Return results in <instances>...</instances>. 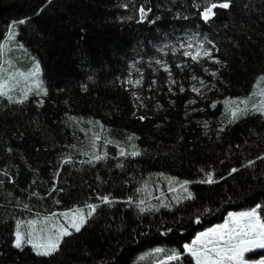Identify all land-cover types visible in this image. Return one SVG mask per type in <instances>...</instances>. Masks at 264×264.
I'll use <instances>...</instances> for the list:
<instances>
[{"label":"trees","instance_id":"16d2710c","mask_svg":"<svg viewBox=\"0 0 264 264\" xmlns=\"http://www.w3.org/2000/svg\"><path fill=\"white\" fill-rule=\"evenodd\" d=\"M197 2L0 0V40L11 20L31 18L19 26L16 37L25 48L10 47L5 59L10 56L14 66L25 70L32 66V57L39 59L48 88L43 105H37L41 97L35 93L23 104H10L0 96V180L4 181L0 184V264H156L157 260L177 264L164 261L167 251L152 253L151 249L182 247L197 231L221 222L229 211L264 205V160L239 167L264 152V119L251 114L230 124L222 115L224 98L251 93L264 71V0H234L235 6L220 10L212 23L202 22ZM140 4L152 9L149 19L139 20ZM41 5L44 11L34 15ZM197 32L199 39L207 37V46L219 49L214 55L227 61L221 65L205 60L208 68L220 70L222 79L204 71L201 63L177 67L180 60L190 58L173 53L171 47ZM160 45L168 50L159 51ZM157 60L172 65L175 84ZM140 69L141 85L129 84L128 78L135 79ZM193 74L215 80L218 87L200 96L190 87L197 83ZM213 100L218 101L215 108ZM140 115L147 119H139ZM95 121L103 122V130ZM92 132L101 136L98 150L109 154L95 164L88 163L91 156L79 150H88ZM133 132L142 154L119 156L121 148L131 151L128 136ZM108 137L120 147L105 144ZM64 155L72 156V162L61 161ZM233 165L238 172L226 174ZM200 168H214L223 179L189 185L197 196L194 201L159 212L141 215L126 200L100 205L55 258L36 256L27 247L20 250L10 243L16 219L96 202L97 192L138 196L136 189L145 180L155 188L153 203L161 189L170 200L173 193L167 190V180L155 174L198 181L203 177ZM57 170L60 175L53 179ZM52 184L57 188L52 189ZM37 192L40 195H33ZM205 205L211 212H204ZM197 209L199 222L194 219ZM180 226L184 232L178 230ZM161 228L173 231L164 233ZM185 256L183 264L189 260L195 264Z\"/></svg>","mask_w":264,"mask_h":264},{"label":"snow or ice","instance_id":"6c2138e0","mask_svg":"<svg viewBox=\"0 0 264 264\" xmlns=\"http://www.w3.org/2000/svg\"><path fill=\"white\" fill-rule=\"evenodd\" d=\"M234 6V0H198L195 4V7L200 9L198 16L202 22L207 23H212L214 18L218 17L220 10H230ZM123 7L128 8L129 4L125 3ZM43 11L44 7L41 5L34 12V15ZM151 12V8L140 4L138 7L139 20L144 21L149 19L148 13ZM180 15V13H177V16ZM30 22L31 18L28 16H23L18 20H11L7 26L6 35L3 36V40H0V96L6 97L10 104H23L31 94L35 93L41 97L36 101L37 105H43V96L48 92V88L44 86V81L41 78L42 68L39 59L32 57V66L27 70L14 66L10 56L5 59L10 47L25 48V45L18 42L16 37L20 31L19 26ZM198 37V32L191 34L188 36L187 41H179L177 45L171 47L173 53L180 52L183 56L190 58V61L180 60L177 67L187 66L189 62L201 63L204 65V71L210 72L213 77L222 79L220 70L208 68L205 60H211L221 65H225L227 61L221 60L219 56L213 54L214 51H219V49L207 46V37L204 39H199ZM167 50L166 45L159 46V51L165 52ZM157 64L167 72L170 83L175 84L176 81L173 79L172 65L164 60H157ZM139 71L141 74L135 79L128 78L129 84L141 85L144 79L142 74L143 69ZM192 79L197 81V83L190 85V87L193 92L198 93L200 96H205L206 92L218 87L215 80L205 81L203 76L193 74ZM262 85H264V71L259 73L255 80V86L248 95L226 96L223 100L225 106L224 114H222L224 115V122L234 124L251 114H259L261 119H264V86ZM147 87L150 89L152 83H149ZM170 90L175 91V89L171 88ZM179 90L181 92L185 90L183 84L179 86ZM133 95H138V93L134 92ZM141 103L143 104V101ZM217 103V100H213L211 101V106L215 108L217 107ZM192 110L194 111L195 109ZM133 115L135 116L137 113L134 112ZM73 119L79 120L83 118L73 117ZM139 119L144 120L147 117L140 115ZM88 122L93 123L92 118H89ZM95 123L100 125L101 130L105 127L102 121H95ZM221 126L223 127V123ZM205 127L207 128V122H205ZM83 131L87 133L88 129H83ZM136 138L137 134L135 132L131 133L128 136V140L133 142L130 145L131 151L128 148H121L118 155L121 157H136L141 155L142 151L140 147L134 142ZM100 139L101 136L99 133L92 132L88 150L85 152L84 149H79L84 155L91 156V159L87 161L90 164H95L100 160L106 159L109 155L107 151L100 152L98 150L97 142ZM104 143H116L117 147H120L119 142L113 141L110 137L105 138ZM69 147L78 146L70 145ZM12 150L11 147L7 149L9 152ZM60 159L66 163L72 162V156L70 155L61 156ZM256 160H264V152H261L254 159H248L246 165H240L239 167L252 166ZM119 166L123 167V161L120 162ZM238 170V167L233 165L227 170L226 174L231 175L232 173L238 172ZM200 172L203 173V177L198 178V181L180 179L179 177L170 176L163 172L156 173L155 175L164 177L167 180V190L173 193L170 200L164 195L163 189H161L160 196L155 198L157 202L153 203L152 200L154 197L152 193L155 191V188L150 187L148 181L145 180L136 189V192L139 193L138 196L128 195L126 197H119L111 193L101 194L97 192L96 202H89L83 205L76 204L73 207L63 209L62 212L57 210L42 217L34 216L27 220L16 219L10 243L20 250H24L27 247L36 256L55 258L59 252L64 250V246L72 238L73 234L80 232L89 222V218L97 214V209L100 205H110L116 201L126 200L134 204L138 209V213L141 215L148 212H159L161 208L173 209L182 202L194 201L197 196L189 185L196 182L214 184L223 179V176L216 175L214 168L211 170L200 168ZM5 175H8V173L5 172ZM59 175V170H57L53 174V179H58ZM149 175L152 174L150 173ZM3 183L4 181L0 180V184ZM158 185L159 181H157ZM50 187L56 189L57 185L52 184ZM59 191L63 192L64 189H59ZM33 195H40V193H33ZM172 201L175 203H172ZM56 203L59 204L61 201L56 200ZM22 206L24 208L29 207L27 204H23ZM204 212H211V208L205 205ZM261 212H264V205L262 204H255V206L245 211L229 212L228 219L224 220L223 223L197 231L190 240L182 243V247H173L167 250L164 247H155L151 249V252L165 253L167 251L168 254L163 257L164 261H176L177 264H183L188 259L185 253L194 259L195 264H264V255H260L255 259L247 258L245 255L254 249H264V216L261 215ZM199 213L200 210L197 209V214L194 217L196 222L201 220ZM160 230L164 233L173 231L172 228H161ZM178 230L184 232L185 228L180 226ZM144 255H147V253ZM156 264H163V262L157 260ZM188 264H191V260L188 261Z\"/></svg>","mask_w":264,"mask_h":264},{"label":"rangeland","instance_id":"374dc122","mask_svg":"<svg viewBox=\"0 0 264 264\" xmlns=\"http://www.w3.org/2000/svg\"><path fill=\"white\" fill-rule=\"evenodd\" d=\"M63 209H65V208H57L56 210H54V211H52V212H55V211H57V210H60V211L62 212ZM245 210H247V209H243V210H234V211H230V212H240V211H245ZM47 214H48V213H47ZM47 214H42V215H38V216L42 217V216L47 215ZM58 214H59V213H58ZM261 215L264 216V215H263V212H261ZM226 219H228V214L226 215V217H225L224 220H226ZM224 220H223V221H224ZM223 221H221V222H219V223H223ZM219 223H217V224H219ZM210 227H211V226H210ZM245 255H246L247 258L255 259V258H258L260 255H264V249H259V248H258V249H254V250H252L250 253H246ZM193 261H194V259H193ZM194 263H195V261H194Z\"/></svg>","mask_w":264,"mask_h":264}]
</instances>
